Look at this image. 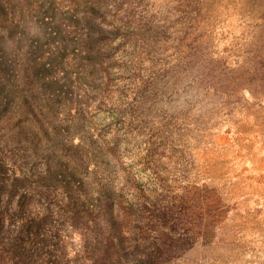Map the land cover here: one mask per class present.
<instances>
[{
	"label": "rangeland",
	"instance_id": "obj_1",
	"mask_svg": "<svg viewBox=\"0 0 264 264\" xmlns=\"http://www.w3.org/2000/svg\"><path fill=\"white\" fill-rule=\"evenodd\" d=\"M107 1L1 0V67L29 60L51 112L74 107L69 82L51 77L79 67L75 20ZM133 3L142 40L120 82L133 107L121 123L92 118L106 138L121 128L127 171L146 182L155 163L175 178L145 211L146 241L166 264H264V0Z\"/></svg>",
	"mask_w": 264,
	"mask_h": 264
},
{
	"label": "trees",
	"instance_id": "obj_2",
	"mask_svg": "<svg viewBox=\"0 0 264 264\" xmlns=\"http://www.w3.org/2000/svg\"><path fill=\"white\" fill-rule=\"evenodd\" d=\"M133 1L95 2L75 20L79 67L51 77L73 89L64 113L33 85L29 60L15 72L0 65V264H166L146 241L144 215L175 178L154 163L141 181L122 167L121 128L106 138L93 126L94 110L121 123L133 107L120 84L142 40Z\"/></svg>",
	"mask_w": 264,
	"mask_h": 264
}]
</instances>
